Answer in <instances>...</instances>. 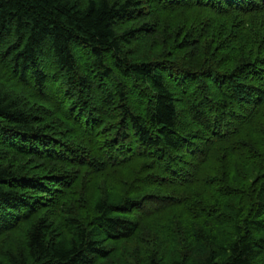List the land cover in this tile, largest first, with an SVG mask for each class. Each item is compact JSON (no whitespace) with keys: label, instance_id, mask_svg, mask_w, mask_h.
Returning a JSON list of instances; mask_svg holds the SVG:
<instances>
[{"label":"trees","instance_id":"16d2710c","mask_svg":"<svg viewBox=\"0 0 264 264\" xmlns=\"http://www.w3.org/2000/svg\"><path fill=\"white\" fill-rule=\"evenodd\" d=\"M156 223L169 264H264V0H0V264Z\"/></svg>","mask_w":264,"mask_h":264},{"label":"rangeland","instance_id":"374dc122","mask_svg":"<svg viewBox=\"0 0 264 264\" xmlns=\"http://www.w3.org/2000/svg\"><path fill=\"white\" fill-rule=\"evenodd\" d=\"M87 0H77L84 5ZM121 25H118V29ZM120 30V29H119ZM160 51V49L158 50ZM251 131L250 133H252ZM154 229L147 228L138 233L134 239L129 241H118L108 243L112 250L111 260L102 261L101 264H149L151 258H156L161 264H169L179 253L177 247H184L185 239L173 240L166 227L159 223L153 225ZM155 233V236L153 235ZM21 232L8 233L0 237V258L3 259L4 252L9 248L6 246L19 245ZM19 246H17L18 248ZM114 257V259H113ZM108 258V259H109ZM7 264V262H6Z\"/></svg>","mask_w":264,"mask_h":264}]
</instances>
